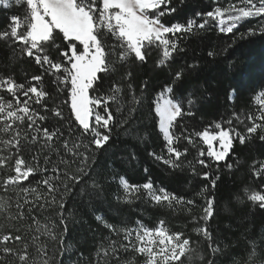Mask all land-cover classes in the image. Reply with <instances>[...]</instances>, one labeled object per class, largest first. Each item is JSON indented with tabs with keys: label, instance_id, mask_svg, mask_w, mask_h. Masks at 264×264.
Listing matches in <instances>:
<instances>
[{
	"label": "snow or ice",
	"instance_id": "snow-or-ice-1",
	"mask_svg": "<svg viewBox=\"0 0 264 264\" xmlns=\"http://www.w3.org/2000/svg\"><path fill=\"white\" fill-rule=\"evenodd\" d=\"M171 2L0 0V7L5 9H24L23 14L9 17L7 27L0 29V41L12 48L16 58H31L40 68L39 74L24 82H17L11 74H0V92L7 94V98L0 95V189L15 193L14 197L0 196V215L9 222L0 225V264H64L71 248L64 241L70 219V214L65 215L66 196L86 177L91 178L95 153L108 144L113 127L129 124L145 101L148 82H143L137 95L132 82L133 63H146L156 51V67L168 68L185 51L183 38L213 27L238 39L264 35V0H213L211 10L197 12L184 23L169 24L163 18L176 12ZM252 20L257 21L255 27L239 32L243 22ZM216 55L214 50L207 52L209 58ZM197 66L177 69L171 83L153 98L163 149L149 155L174 170L187 167L193 176L208 183L187 199L156 187L151 179L134 185L120 177L123 194L114 195L118 201L131 203L143 191L158 206L173 210L180 206L190 214L198 206L195 197L203 198L200 214H192L191 222L192 231L207 242V257L191 246L194 242L190 237L172 231L164 220L155 226L141 221L134 226L114 225L97 215L96 220L108 229L109 236L101 237L93 258L86 259L81 253L74 264H136L137 256L144 258L143 264H184L183 258L191 260L194 255L204 264H217L222 250L209 222L217 215L215 189L219 176L211 169L215 166L219 171L221 164L229 171L233 169L235 165L229 159L235 141L243 145L255 137L264 142V89L254 97L256 112L246 116L233 112L226 120L189 132L190 126L182 121L195 115L199 97L192 92L185 95L175 86L187 70ZM120 68L125 71L117 75ZM235 91L230 93V100ZM188 145L197 150L192 160L187 159ZM25 151L31 153L30 159H25ZM198 166L207 171H198ZM36 175L42 179L32 187L31 179ZM252 175L264 187V161L253 167ZM91 179L93 187L99 188ZM25 182L29 186H24ZM84 191L81 188V194ZM245 195L264 209V193L252 190L249 194L245 189ZM45 212L52 214L44 216ZM42 236L58 245L53 255L48 254V243L41 240ZM250 245L239 264H264V248L258 249L255 241ZM127 254L131 255L125 258Z\"/></svg>",
	"mask_w": 264,
	"mask_h": 264
},
{
	"label": "trees",
	"instance_id": "trees-1",
	"mask_svg": "<svg viewBox=\"0 0 264 264\" xmlns=\"http://www.w3.org/2000/svg\"><path fill=\"white\" fill-rule=\"evenodd\" d=\"M214 6L213 0H172L170 7H174L176 12L164 17L163 20L169 24L184 23L197 12H206ZM23 12V7L13 6L9 9L0 7V29L7 27L12 14H23ZM256 25V20L250 23L243 22L239 32H247L249 27ZM181 46L185 51L179 53L168 68L156 67L158 58L156 51H153L146 63L142 65L133 63L132 82L137 95L143 82H148L144 90L145 101L129 124L113 127L108 144L95 153L90 177L94 178L100 187L94 188L92 179L86 177V182L82 181L81 184L76 185L66 196L65 215L70 214V219L64 241L65 245H70L71 248L64 257V264H74L81 253L86 259L93 258L101 237L109 236L108 229L96 220L97 215L103 216L108 223L114 225L134 226L137 221H141L146 226H155L158 221L164 220L172 231L184 232L190 237L194 242L191 246L200 255L207 257L209 251L207 242L192 231L194 224L191 222L192 214H200L199 205H203V198L195 197L198 206L193 208L190 214L180 206H176L175 210L158 206L150 202L143 191L140 198L133 199L131 203L118 201L114 195L118 192L123 194L119 185L120 177H125L134 185H142L151 179L156 187H164L187 199H192L194 192L208 183L198 176H193L187 167L174 170L149 155L151 152L159 154L163 149L158 118L153 111V98L165 84L171 83L172 75L180 67L198 65L195 69L187 70L183 80L175 86L176 89H182L185 95L192 92L199 97L194 109L195 115L186 116L182 121L190 126L189 132L193 129L200 131L221 119L226 120L233 112L246 116L258 110L254 97L264 89V35L238 39L233 34L220 33L213 27L197 35L183 38ZM209 50H214L217 55L209 58L207 56ZM124 71V68H120L117 75H122ZM39 72L40 68L31 58H16L12 48L0 41V74L5 76L11 74L17 82H24L31 75ZM233 89L236 90L235 95L230 100L229 96ZM65 114H68L67 108ZM233 123H236L235 120ZM196 139L199 142V138ZM184 144L187 142L184 141ZM198 146L206 149V145L202 143ZM188 147L190 154L187 159L192 160L197 150L191 145ZM24 156L25 159H30L31 153L25 151ZM261 161H264V142L254 137L243 145L238 141L234 142L233 155L230 156L229 162H233L235 166L231 171L223 164L219 171L215 166L211 169L219 176L215 189L217 215L209 222L222 250L217 256V264H239L250 250L251 241L256 242L258 249L264 248V209L248 200L245 195V189L249 190V194L252 190L264 193V187L252 175L253 167L258 166ZM198 171H207V169L198 166ZM112 177L116 179L113 180ZM41 179L40 175L34 176L31 179V186L36 187L37 181ZM24 186H29L28 182H25ZM40 188L43 189L44 186L40 185ZM81 188L85 189L83 194ZM0 196L14 197L15 193L11 190L5 193L0 189ZM51 214V212L43 213L44 216ZM36 215L40 216L39 213ZM8 223L0 215V225ZM28 238H31V234ZM41 240L47 241V238L42 236ZM47 243L48 254L51 256L58 245L55 241H47ZM29 251L35 253L34 248H30ZM128 255L131 254H127L125 258ZM183 259L184 264H204L198 255H194L191 260L187 257ZM143 260L142 256H137L136 264H143Z\"/></svg>",
	"mask_w": 264,
	"mask_h": 264
},
{
	"label": "rangeland",
	"instance_id": "rangeland-1",
	"mask_svg": "<svg viewBox=\"0 0 264 264\" xmlns=\"http://www.w3.org/2000/svg\"><path fill=\"white\" fill-rule=\"evenodd\" d=\"M1 93H2V94H1ZM1 93H0V95H5V97L7 98V94H5V93H3V92H1Z\"/></svg>",
	"mask_w": 264,
	"mask_h": 264
}]
</instances>
